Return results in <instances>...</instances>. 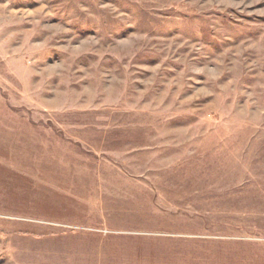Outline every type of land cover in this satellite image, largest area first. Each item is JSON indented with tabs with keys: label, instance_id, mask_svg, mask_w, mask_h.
<instances>
[{
	"label": "rangeland",
	"instance_id": "rangeland-1",
	"mask_svg": "<svg viewBox=\"0 0 264 264\" xmlns=\"http://www.w3.org/2000/svg\"><path fill=\"white\" fill-rule=\"evenodd\" d=\"M0 264H264V0H0Z\"/></svg>",
	"mask_w": 264,
	"mask_h": 264
}]
</instances>
